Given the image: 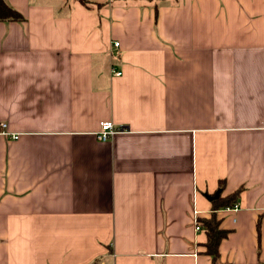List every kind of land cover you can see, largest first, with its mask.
Returning a JSON list of instances; mask_svg holds the SVG:
<instances>
[{
	"label": "crops",
	"instance_id": "1",
	"mask_svg": "<svg viewBox=\"0 0 264 264\" xmlns=\"http://www.w3.org/2000/svg\"><path fill=\"white\" fill-rule=\"evenodd\" d=\"M87 1L6 0L0 264H215L242 186L216 264H264V0Z\"/></svg>",
	"mask_w": 264,
	"mask_h": 264
},
{
	"label": "trees",
	"instance_id": "2",
	"mask_svg": "<svg viewBox=\"0 0 264 264\" xmlns=\"http://www.w3.org/2000/svg\"><path fill=\"white\" fill-rule=\"evenodd\" d=\"M81 2L85 5L89 4L87 0H81ZM26 20V16L21 14L11 5H9L6 0H0V22H22ZM223 186V184H222ZM244 187H239L236 190L232 191L228 195H222L217 197V199L213 200V211L211 216H202L199 218V223L202 227L206 228L207 231V240H206V252L212 256L213 262L216 264L220 257V245L222 243V239L227 237L230 233L229 229L221 226L222 219L219 217L217 210L223 207L231 206L236 203L240 199V194L243 191ZM261 218L259 219L258 232L260 234L261 230ZM97 264V263H95Z\"/></svg>",
	"mask_w": 264,
	"mask_h": 264
},
{
	"label": "built area",
	"instance_id": "3",
	"mask_svg": "<svg viewBox=\"0 0 264 264\" xmlns=\"http://www.w3.org/2000/svg\"><path fill=\"white\" fill-rule=\"evenodd\" d=\"M115 45L119 46L120 43L116 42ZM117 74L121 75V72H118ZM1 126L5 128L6 124L3 123ZM124 131H126V128H124L123 126H117L113 122H104L101 124V130L98 132V139L102 141H107L113 138V136L116 133L124 132ZM18 137H19L18 135L14 136V138H18ZM237 207H238V202L232 204L231 206H227L226 208L231 210V209H236ZM196 227L198 230L203 229L198 219H196Z\"/></svg>",
	"mask_w": 264,
	"mask_h": 264
},
{
	"label": "water",
	"instance_id": "4",
	"mask_svg": "<svg viewBox=\"0 0 264 264\" xmlns=\"http://www.w3.org/2000/svg\"><path fill=\"white\" fill-rule=\"evenodd\" d=\"M220 194H221V190L218 189V190L216 191L215 194H213V195H208V198L214 200V199H217V197L220 196Z\"/></svg>",
	"mask_w": 264,
	"mask_h": 264
}]
</instances>
